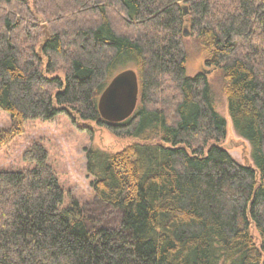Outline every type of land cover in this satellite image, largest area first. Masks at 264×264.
Returning <instances> with one entry per match:
<instances>
[{"label": "trees", "instance_id": "trees-1", "mask_svg": "<svg viewBox=\"0 0 264 264\" xmlns=\"http://www.w3.org/2000/svg\"><path fill=\"white\" fill-rule=\"evenodd\" d=\"M16 1L29 2L0 0V10ZM60 1L83 15L72 29L49 25L40 45L0 13V109L11 115L0 143L61 114L140 140L86 150L101 206L64 205L40 141L23 154L33 167H0V264H264V0ZM186 27L205 64L221 68L255 167L222 145L227 119L208 72L187 73ZM126 68L138 72V104L109 122L99 98Z\"/></svg>", "mask_w": 264, "mask_h": 264}, {"label": "rangeland", "instance_id": "rangeland-1", "mask_svg": "<svg viewBox=\"0 0 264 264\" xmlns=\"http://www.w3.org/2000/svg\"><path fill=\"white\" fill-rule=\"evenodd\" d=\"M43 2L45 5H42ZM15 6L17 8L14 10V7H2L0 13L12 11L15 14L16 19L21 22L18 31L22 38L29 37L27 33L34 30L33 35L37 38L35 40L38 42L37 45H40L50 32L49 25L54 28L61 25L66 29H72L77 22L75 21L77 17H73L74 12L78 16L83 15L78 8L74 11L62 9L67 5L60 0H29L26 3L16 1ZM119 24L118 21L117 25ZM185 30L187 73L195 75L202 69L209 71V81L217 110L227 119V136L222 145L239 161L255 167L249 142L234 130L228 111L221 68L212 69L205 64V53L200 51L194 37H191L189 28L186 27ZM10 125L11 115L0 109V130ZM139 140L137 137L117 136L108 127L99 125L95 121L78 117L74 119L68 114H61L49 120L29 119L25 123L23 133L0 143V167L15 170L33 167L35 162L26 160L23 154L34 141H40L47 148L49 161L54 166L64 189V205H68L72 200H78L82 206H94V204L101 206L92 185L93 177L87 169L86 150L90 147H98L109 152H118ZM97 217L103 221L102 213H97ZM251 230L260 244L258 231L254 225Z\"/></svg>", "mask_w": 264, "mask_h": 264}, {"label": "water", "instance_id": "water-1", "mask_svg": "<svg viewBox=\"0 0 264 264\" xmlns=\"http://www.w3.org/2000/svg\"><path fill=\"white\" fill-rule=\"evenodd\" d=\"M139 91V75L134 68H126L116 73L99 98L98 106L102 118L109 122L128 119L136 110Z\"/></svg>", "mask_w": 264, "mask_h": 264}, {"label": "bare ground", "instance_id": "bare-ground-1", "mask_svg": "<svg viewBox=\"0 0 264 264\" xmlns=\"http://www.w3.org/2000/svg\"><path fill=\"white\" fill-rule=\"evenodd\" d=\"M101 96V95H100Z\"/></svg>", "mask_w": 264, "mask_h": 264}]
</instances>
